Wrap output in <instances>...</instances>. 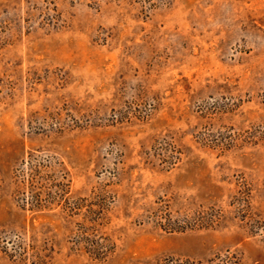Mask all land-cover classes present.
<instances>
[{
  "label": "rangeland",
  "instance_id": "obj_1",
  "mask_svg": "<svg viewBox=\"0 0 264 264\" xmlns=\"http://www.w3.org/2000/svg\"><path fill=\"white\" fill-rule=\"evenodd\" d=\"M227 254L264 264V0H0V264Z\"/></svg>",
  "mask_w": 264,
  "mask_h": 264
},
{
  "label": "trees",
  "instance_id": "obj_2",
  "mask_svg": "<svg viewBox=\"0 0 264 264\" xmlns=\"http://www.w3.org/2000/svg\"><path fill=\"white\" fill-rule=\"evenodd\" d=\"M109 196L106 193H102L101 195H97L95 197L94 203H91L92 206L98 207V213L96 216L91 219V225L88 227H84L85 230H81L78 237L79 244L84 245V250L90 253L91 255L101 258L105 255V253H109L113 249V245L108 242L106 237L96 236L97 226H99L100 219H102L101 212L104 209V206L108 202ZM213 211V210H211ZM94 213V211H92ZM216 215L214 213H197L194 217L186 219L181 223L179 221H173L169 227L163 225L166 229L174 230V231H185L186 229H192L196 227H211L215 222ZM171 219H168L170 222ZM87 230V232H86ZM236 256L232 254L220 256L217 255L214 259L208 261V264H237ZM161 264H200L199 261H190V260H179L173 258H166L162 261Z\"/></svg>",
  "mask_w": 264,
  "mask_h": 264
}]
</instances>
